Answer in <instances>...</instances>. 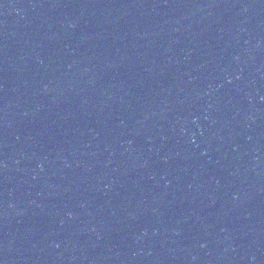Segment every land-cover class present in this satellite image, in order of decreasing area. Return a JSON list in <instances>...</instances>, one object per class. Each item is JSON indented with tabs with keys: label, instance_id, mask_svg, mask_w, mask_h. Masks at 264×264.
<instances>
[{
	"label": "water",
	"instance_id": "1",
	"mask_svg": "<svg viewBox=\"0 0 264 264\" xmlns=\"http://www.w3.org/2000/svg\"><path fill=\"white\" fill-rule=\"evenodd\" d=\"M0 264H264V0H0Z\"/></svg>",
	"mask_w": 264,
	"mask_h": 264
}]
</instances>
